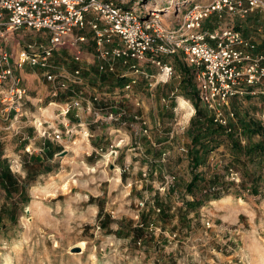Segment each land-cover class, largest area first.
Returning <instances> with one entry per match:
<instances>
[{
  "label": "rangeland",
  "instance_id": "1",
  "mask_svg": "<svg viewBox=\"0 0 264 264\" xmlns=\"http://www.w3.org/2000/svg\"><path fill=\"white\" fill-rule=\"evenodd\" d=\"M115 1L136 8L137 14L142 15L140 11L145 8L159 10L171 6L173 9L183 2L187 5L189 1L206 3L208 0ZM246 23L249 30L263 29L264 17L257 14L237 18L223 14L218 19L212 15L203 27L239 26V31L246 33ZM255 30L247 32V36L258 40L264 51V33L255 34ZM43 35V32L21 29L9 34L6 46L14 47L12 36L20 47L23 41ZM62 56L71 60L69 52ZM175 57L170 58L176 65L175 76L157 86L154 96L143 81L138 85L136 90L143 98L153 128L149 138L132 137L141 142L142 153L137 151L132 156L122 152L115 166H105L91 150L92 142L82 137L64 150L59 143L39 139L25 115L22 123H8L13 132L17 130L15 136L24 133L30 137L28 142L37 151L44 141L50 150L47 153L50 162L44 164L28 154L30 157L20 158V169L17 162L11 161L0 170L9 171L16 186L15 189L0 188V264H264V150H257L253 157L244 151V147L263 140L264 94L245 95L229 102L234 117L228 119L226 126H221L225 135L231 133L238 139L241 150L238 152L228 138L221 137V142L204 152L201 163L191 170L187 156L191 139L187 130L195 106L183 93L184 74L177 61L184 64L179 56ZM21 74L29 96L25 105L35 114L31 103L35 102L34 98L43 96L44 104L49 100L45 97V82L37 69L25 68ZM94 77L91 68L93 83ZM103 81L100 86L104 90L119 83L113 77ZM172 93L171 103L162 104L160 97ZM199 105L204 107L200 102ZM47 109L45 116L49 118L53 116V109ZM249 119L261 128L250 139L243 136L240 124ZM158 121L160 128L157 129ZM175 122L180 125L175 126ZM0 126L6 125L0 121ZM172 130L176 133L170 139ZM181 146L186 152L179 150ZM162 151L166 152L165 162H150L157 160ZM141 157L142 163H134ZM25 160L37 161L38 166L28 172L23 167L29 164ZM229 168L237 176L231 177ZM253 173L258 179L257 194L248 190ZM194 174L200 179L194 192L189 193L186 185ZM167 175H175L176 179L163 190ZM193 199L199 205L186 209L185 203ZM139 201L145 204L138 212ZM157 207L161 208L160 212H156Z\"/></svg>",
  "mask_w": 264,
  "mask_h": 264
},
{
  "label": "built area",
  "instance_id": "2",
  "mask_svg": "<svg viewBox=\"0 0 264 264\" xmlns=\"http://www.w3.org/2000/svg\"><path fill=\"white\" fill-rule=\"evenodd\" d=\"M183 3L173 9L159 8L165 11L141 9L139 15L136 8L115 0H0L2 113L25 115L23 106L29 96L21 71L37 69L49 100L44 104V97L39 95L31 102L40 113L38 119L33 118L36 136L59 143L64 150L76 144L78 137L91 143L89 123L80 119L81 112L91 113L94 124L109 126L103 140L91 150L105 166H115L122 152L135 156L137 151L142 153L141 142L132 137L149 138L153 128L136 90L138 85L143 81L154 96L157 86L175 76L176 65L170 58L179 56L192 72L199 102L214 122L226 126L234 117L229 104L232 98L264 94V51L258 49L256 39L245 36L235 26L204 28L203 23L212 15L218 19L223 14L264 17V0ZM172 15L169 28L161 17ZM21 29L44 35L25 40L20 47L12 36L14 47L6 46L9 37ZM260 32L264 33V28L257 27L255 34ZM64 52L70 53V61L62 56ZM106 77H113L118 85L102 89ZM172 95L160 97L162 104L171 103ZM47 107L53 109L49 118L45 116ZM73 111L72 120L69 115ZM156 123L160 128L159 121ZM175 133L172 130L169 138ZM179 150L186 152L183 146ZM165 156L162 151L157 160H149L165 162ZM229 172L231 177L237 176L232 168ZM175 179V175L165 176L161 188L168 189ZM144 204L137 203L138 212ZM155 210L160 212L161 208Z\"/></svg>",
  "mask_w": 264,
  "mask_h": 264
},
{
  "label": "trees",
  "instance_id": "3",
  "mask_svg": "<svg viewBox=\"0 0 264 264\" xmlns=\"http://www.w3.org/2000/svg\"><path fill=\"white\" fill-rule=\"evenodd\" d=\"M237 30H239V26H235ZM176 58V57H175ZM178 67L181 71H183L184 77L181 79V88H183V93L190 97L193 100V105L195 106V112L190 119V126L187 130V133L191 139L190 147L188 150V155L191 164V170H194L203 159V153L213 149L219 142H221V137L228 138L230 140V145L238 152L241 150L238 139L231 133L224 134V128L218 123L214 122L212 119V115L207 111L206 108L199 105L197 99V89L195 88L193 82L192 72L185 65H181L179 61H177ZM242 126V134L245 135L249 139L252 138L253 134L260 133V126L254 120L249 119L248 121H243L240 123ZM263 140L258 144H251L244 147L245 153L249 157H253L257 150H264V134L262 135ZM210 147V148H209ZM209 148V149H208ZM53 154H51L52 156ZM255 173H253L251 177V184L248 190L257 194L258 188L256 185L257 178L255 177ZM199 175L194 174L190 182L186 185V190L189 193L194 192L195 185L199 181ZM15 189L16 186L12 182V178L9 171H0V188L4 189ZM199 205L198 201H194V199L190 202L185 203V207L192 208V206Z\"/></svg>",
  "mask_w": 264,
  "mask_h": 264
},
{
  "label": "crops",
  "instance_id": "4",
  "mask_svg": "<svg viewBox=\"0 0 264 264\" xmlns=\"http://www.w3.org/2000/svg\"><path fill=\"white\" fill-rule=\"evenodd\" d=\"M252 15H249L247 17H250ZM256 15H253V17ZM246 17V18H247ZM161 21H163V23L167 26V27H172V24H170L169 18L168 17H161ZM249 25L246 23L245 26V30L246 33L242 32L245 36H247V32H251L253 30H255V28H252L253 30H249ZM258 43V49L261 50L260 48V43L257 40ZM249 97H252L251 95H248ZM26 104V103H25ZM24 104L23 109L26 111L25 116H27L28 118V123L30 124L31 127H34L32 125L33 123V118L37 117V109H35L34 107H32L36 113H32L31 111V107L30 106H26ZM33 106V105H32ZM74 111L73 113H71L69 116L70 118L73 120L74 117ZM39 115V113H38ZM24 116V115H22ZM94 115L93 114H89L87 112H81L80 113V119L82 121L88 122L89 123V130L92 131L93 136L90 139V142H92L91 146H94L95 144H98L101 142L102 138L107 134L108 125L105 124H94L91 119ZM22 119V117H16L14 116V112L11 111L10 113H2L1 110V106H0V121L2 124H5L6 126H0V170L6 166V162L10 163L11 161L17 162L18 167L20 169L21 167V163H20V158H24V157H30L28 154L33 155L32 157H34L35 159H38L40 161H43L44 164L48 163V161L50 159H48L47 153L50 151L49 147L46 146V144L44 143V141L40 142L42 143L43 146H40V148L38 149V151L32 147V144H30L28 141H30V137L26 136L24 133L22 136H15L17 134V130L13 132V129L11 130V128L9 127L8 123L14 125V124H18V123H22L20 122ZM38 119V118H37ZM17 127H21V126H17ZM23 127V126H22ZM33 139V138H32ZM30 147V151H27V148ZM33 152H36L34 154H32V150ZM27 152V153H26ZM40 152V153H37ZM50 153V152H49ZM132 156H135L134 154H130ZM23 156V157H22ZM131 157V156H130ZM133 158V157H132ZM29 159V158H28ZM45 159V160H43ZM143 157H141L138 160H134V163H137L138 161H140V163H142ZM52 161V160H51ZM29 162L27 160H25V164ZM50 162V161H49ZM23 163V164H24ZM37 161L35 162H29V164L27 165V167H25V165L23 166L24 169L28 170V172H31V170L35 167H37ZM43 166V165H42ZM44 167V166H43Z\"/></svg>",
  "mask_w": 264,
  "mask_h": 264
},
{
  "label": "bare ground",
  "instance_id": "5",
  "mask_svg": "<svg viewBox=\"0 0 264 264\" xmlns=\"http://www.w3.org/2000/svg\"><path fill=\"white\" fill-rule=\"evenodd\" d=\"M155 9H157L156 7L155 8H151V9H148V10H154L155 11ZM80 244H82L83 245V243H80ZM81 248H83L82 246H80ZM84 250V249H83Z\"/></svg>",
  "mask_w": 264,
  "mask_h": 264
},
{
  "label": "water",
  "instance_id": "6",
  "mask_svg": "<svg viewBox=\"0 0 264 264\" xmlns=\"http://www.w3.org/2000/svg\"><path fill=\"white\" fill-rule=\"evenodd\" d=\"M65 151H62L61 153H64Z\"/></svg>",
  "mask_w": 264,
  "mask_h": 264
}]
</instances>
